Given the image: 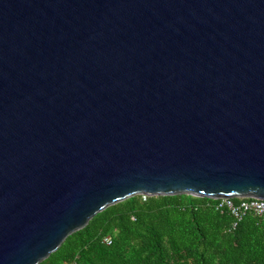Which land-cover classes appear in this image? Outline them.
Here are the masks:
<instances>
[{"label": "water", "instance_id": "water-1", "mask_svg": "<svg viewBox=\"0 0 264 264\" xmlns=\"http://www.w3.org/2000/svg\"><path fill=\"white\" fill-rule=\"evenodd\" d=\"M180 194L264 199V0H0V264Z\"/></svg>", "mask_w": 264, "mask_h": 264}, {"label": "trees", "instance_id": "trees-1", "mask_svg": "<svg viewBox=\"0 0 264 264\" xmlns=\"http://www.w3.org/2000/svg\"><path fill=\"white\" fill-rule=\"evenodd\" d=\"M217 202L133 196L97 214L40 264H264L263 218L250 212L233 227L236 218Z\"/></svg>", "mask_w": 264, "mask_h": 264}, {"label": "built area", "instance_id": "built-area-1", "mask_svg": "<svg viewBox=\"0 0 264 264\" xmlns=\"http://www.w3.org/2000/svg\"><path fill=\"white\" fill-rule=\"evenodd\" d=\"M217 207L228 209L234 215L236 221L233 227L250 212L262 217L264 220V199L254 197H242L238 198V200H235V198H222L218 199ZM104 242L110 245L112 243V237L106 236Z\"/></svg>", "mask_w": 264, "mask_h": 264}]
</instances>
